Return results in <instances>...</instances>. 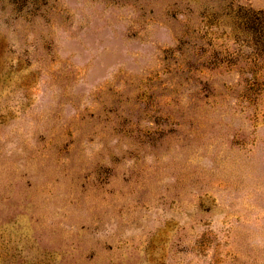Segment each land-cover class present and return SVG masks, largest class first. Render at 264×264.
<instances>
[{
    "label": "rangeland",
    "instance_id": "rangeland-1",
    "mask_svg": "<svg viewBox=\"0 0 264 264\" xmlns=\"http://www.w3.org/2000/svg\"><path fill=\"white\" fill-rule=\"evenodd\" d=\"M0 264H264V0H0Z\"/></svg>",
    "mask_w": 264,
    "mask_h": 264
}]
</instances>
